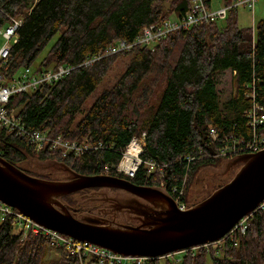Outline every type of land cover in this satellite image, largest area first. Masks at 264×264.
<instances>
[{"label": "trees", "instance_id": "16d2710c", "mask_svg": "<svg viewBox=\"0 0 264 264\" xmlns=\"http://www.w3.org/2000/svg\"><path fill=\"white\" fill-rule=\"evenodd\" d=\"M231 1L223 0V6ZM191 2L0 0V29L8 17L22 20L18 42L10 49L14 71L33 68L56 35L45 59L33 69L74 68L68 77L42 92L14 96L10 106L18 109L27 130H49L69 140L88 139L96 147L81 158H63L46 150L36 152L23 139L1 131L0 156L20 169L26 160L38 158L63 163L82 175L119 177L116 166L122 150L134 136L146 133L143 158L163 165L165 173L163 177L145 175L141 168L130 180L143 187L163 183L169 189L181 187L187 178L184 200L189 202L198 172L218 169L227 159L217 156L226 143L247 144L264 134V124L253 128L248 119L254 105L263 109L259 116L264 115V19L253 28H243L238 9H232L224 21L180 29L153 49L138 45L92 66L83 64L119 41L135 42L151 24L181 18ZM123 56L128 58L124 75L88 111L86 99ZM227 71L233 74L234 92L223 101L218 77ZM82 112L85 115L79 118ZM212 129L218 141L213 140ZM73 196L65 199L76 206ZM246 224L245 234L233 229L224 240L186 249L175 260L179 264H209V260L211 264H264V210H255ZM21 232L10 220L0 223V264H82L70 251L53 248L44 236L23 238ZM163 261L174 264L169 258L149 259L147 264ZM85 263L97 264L92 258Z\"/></svg>", "mask_w": 264, "mask_h": 264}, {"label": "water", "instance_id": "95a60500", "mask_svg": "<svg viewBox=\"0 0 264 264\" xmlns=\"http://www.w3.org/2000/svg\"><path fill=\"white\" fill-rule=\"evenodd\" d=\"M48 163L62 166L67 173L65 180L33 177L0 156V201L46 228L124 256L160 259L220 242L264 202V149L227 158L221 167L229 174L228 180L219 171L221 167L198 172L196 183L214 170L220 173L216 177L221 179L216 180L226 184L187 211H180L174 198L162 188L133 185L119 177L82 175L63 163ZM92 187L133 193L139 201L124 202L122 207L135 215L137 225L77 218L62 205L63 198Z\"/></svg>", "mask_w": 264, "mask_h": 264}, {"label": "built area", "instance_id": "2783aa9c", "mask_svg": "<svg viewBox=\"0 0 264 264\" xmlns=\"http://www.w3.org/2000/svg\"><path fill=\"white\" fill-rule=\"evenodd\" d=\"M212 0H192L190 10L181 18L171 17L159 23L151 24L141 31V35L133 43L119 41L93 57L85 60L83 66H92L96 61L108 55L114 56L119 53L129 52L135 46L148 47L153 49L155 44L169 34L180 29H190L201 23H210L218 20H225L229 11L232 9L248 8L255 11L257 0H233L229 6H222L217 9H211ZM211 3V4H209ZM22 20L8 17L3 38L7 40L4 47L0 49V129L7 134L14 135L23 139V142L35 149L36 152L49 151L59 153L63 158L73 157L81 158L87 151L96 150V147L90 140H69L62 135L54 136L51 131L27 130L17 108L10 106V101L14 96L20 94H33L42 92L45 87L53 86L64 78L68 77L74 68L67 65H59L55 68L45 69L34 72L32 68L26 67L22 71H14L12 69V55L10 49L18 42V30L21 27ZM4 28V27H3ZM1 31V29H0ZM19 73H23L21 77H17ZM255 108L248 113L250 125L257 128L264 124V115L259 116V112H263L260 106L254 105ZM1 133V132H0ZM210 134L214 141H218L219 137L215 130L212 129ZM146 133L142 136H135L125 149L117 163L116 172L127 179H133L142 168L145 175L156 174L163 177L165 167L155 160H145L143 158L145 147ZM264 149V134H258L251 142L240 144L233 141L226 143L217 154L221 158H229L245 153H256ZM110 168L106 167L105 172H109ZM187 178L184 179L181 187L166 188L165 184L159 188L167 191L177 203L180 211H187L190 204L184 200L186 193ZM256 210H264V202ZM5 220L12 221L14 227L21 230L23 238L32 236H44L48 239L49 245L53 248H62L70 251L71 254L79 258L83 263L87 258H92L99 264H147L150 258L124 256L116 254L111 250L101 248L93 243L80 242L71 237L63 235L59 232L46 228L45 226L27 218L26 215L13 207H9L0 201V223ZM247 218L241 220L235 226L234 230H240L245 234L247 230ZM181 252H175L163 258L173 259L174 264H179L180 260H175Z\"/></svg>", "mask_w": 264, "mask_h": 264}, {"label": "rangeland", "instance_id": "374dc122", "mask_svg": "<svg viewBox=\"0 0 264 264\" xmlns=\"http://www.w3.org/2000/svg\"><path fill=\"white\" fill-rule=\"evenodd\" d=\"M257 1L258 2L256 4L254 12L251 11L250 9H248V8H239L237 10V14L236 15L238 16V22H239V25L241 27H243V28H253V27L256 26L257 23H259L262 19H264V0H257ZM211 3H212V8L213 9L220 8V7H222L224 5L223 0H212ZM220 23L222 24L223 22H220ZM6 28H7V26L2 28L1 31H0V49L2 47H4L6 45V43H7V40L5 38H3L4 37L3 33L5 32ZM57 38H58V36L56 35V37L52 40V42L48 45V47L45 48L46 50L44 52H42V54L34 62L35 65L33 66V68L38 67L39 64L45 59L46 54L50 50L49 48L52 47V45H54V43H55ZM10 45H14L13 40H12V42H10ZM109 56L110 55H108L107 57H109ZM103 58H105V57H103ZM117 59L118 60L112 66L110 72H108V75L104 78V80L101 83V85H99L97 90L88 99H86L87 100L86 101V109H88V111H89V109L92 108V106L96 102V100H97L96 98H98L104 91L110 90L111 88H113L114 85L117 84L119 82V80L122 78V76L124 75V73H125L124 71H126V67H127V64H128V58L123 56V57H119ZM100 60H98V61H100ZM98 61H96V62H98ZM33 70H34V72L36 71L35 69H33ZM22 74L19 73L17 75V77H21ZM232 79H233V74L230 71L224 72V73L220 74L219 77H218V91H219V94H220V98L223 101L228 99L232 95V92H234V85H233ZM83 115H85V112H82V114L79 115V118L82 117ZM1 131H2V129H0V132ZM34 164L36 165L35 166L36 167L35 171L49 172V170H47L48 168L47 169L46 168L40 169V168H41V166H46V165H49L50 163L44 162V161H35L34 160ZM21 166L25 167V164H22ZM220 169L221 170H219V171L221 173H223V176L225 177V179H227V177H228V179H230L229 178V174H227L225 172H222L223 171V167H221ZM61 171H62V173H60L59 175L60 176L65 175L64 174V170L62 169ZM236 171L237 170H235V172ZM205 172H209V171L208 170H202V172H200V173L203 174ZM216 175L219 176L220 173H216V171L213 170V172L207 173V174L204 175V177L205 176H208V177L202 178L203 181H201L199 183L197 182V184H196V179L194 180L193 186H191L192 188L190 190V194H189L188 199H187L189 201L188 203L191 204V206H193L195 204H198L201 201H203V199L209 197L208 195L210 193L212 194L214 192V189H216L218 187V185L222 184V181H220V180L217 181L216 180V179H221L219 177H216ZM233 176L234 175L232 174V177ZM208 179H209V181H206ZM212 179H215V180H212ZM56 181H61V180H56ZM203 182L204 183L206 182V184H208L207 187H202V185H204ZM227 183H229V181ZM224 184H226V183H224ZM224 184H222V186ZM87 260H88V258L83 262V264H86L85 262ZM171 260L173 261V259H171ZM161 263L165 264L164 261L161 262ZM208 263L211 264V261L209 260Z\"/></svg>", "mask_w": 264, "mask_h": 264}, {"label": "flooded vegetation", "instance_id": "af4514ba", "mask_svg": "<svg viewBox=\"0 0 264 264\" xmlns=\"http://www.w3.org/2000/svg\"><path fill=\"white\" fill-rule=\"evenodd\" d=\"M34 160L42 161L38 158L28 159L22 163L25 164V167H22V164H20L22 167L21 169L33 177H46V180H65V177L67 176L65 171V175H59L62 173V168H60L62 166L57 164H49L46 166H41L40 168H48L47 170H49V172L35 171L36 165L34 164ZM104 176L110 175L106 174ZM119 178L135 185L130 179L122 176H119ZM73 195H75L73 196V200H76V206L69 205V202H67L65 198H63L61 202L63 203L62 205L70 208L77 218H92L95 221L105 224L115 222L121 225H137V223H135V215H132V213L127 208L122 207V203L124 202L133 203L135 201H139V199L129 191L119 188L117 190V188L114 187H92L81 190L79 193ZM84 214L87 216H81Z\"/></svg>", "mask_w": 264, "mask_h": 264}, {"label": "bare ground", "instance_id": "6f19581e", "mask_svg": "<svg viewBox=\"0 0 264 264\" xmlns=\"http://www.w3.org/2000/svg\"><path fill=\"white\" fill-rule=\"evenodd\" d=\"M139 136H141V135H139ZM134 137H135V136H134ZM134 137H133V138H134ZM82 264H83V263H82ZM97 264H99V263H97Z\"/></svg>", "mask_w": 264, "mask_h": 264}, {"label": "crops", "instance_id": "0c3cea01", "mask_svg": "<svg viewBox=\"0 0 264 264\" xmlns=\"http://www.w3.org/2000/svg\"><path fill=\"white\" fill-rule=\"evenodd\" d=\"M231 157H234V156H231Z\"/></svg>", "mask_w": 264, "mask_h": 264}]
</instances>
